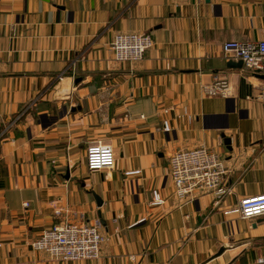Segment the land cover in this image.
I'll list each match as a JSON object with an SVG mask.
<instances>
[{
	"label": "crops",
	"instance_id": "1",
	"mask_svg": "<svg viewBox=\"0 0 264 264\" xmlns=\"http://www.w3.org/2000/svg\"><path fill=\"white\" fill-rule=\"evenodd\" d=\"M263 31L264 0H0V264L264 259V216L237 212L264 195V79L222 50ZM127 32L152 35L144 61H115L114 36ZM218 80L232 97L209 95ZM98 142L113 147L114 169L88 171ZM200 146L228 168L218 206L216 193L176 197L170 158ZM97 219L99 260L32 247L47 229Z\"/></svg>",
	"mask_w": 264,
	"mask_h": 264
},
{
	"label": "built area",
	"instance_id": "2",
	"mask_svg": "<svg viewBox=\"0 0 264 264\" xmlns=\"http://www.w3.org/2000/svg\"><path fill=\"white\" fill-rule=\"evenodd\" d=\"M154 46L151 34L136 32L118 33L114 36L112 50L117 63H139ZM226 59H236L251 75L264 74V31L258 42L228 41L222 46ZM229 82L218 80L208 91L210 96L232 97ZM22 117L19 116L17 120ZM170 130L167 123L164 131ZM116 156L111 145L94 143L86 151V167L90 172L112 170ZM138 173V172H136ZM228 168L221 157L211 148L200 146L191 150H181L170 158V175L174 183L176 197L181 203L192 201L200 194H217L216 206L220 205L228 190L225 177ZM165 203L158 191L153 193L152 206ZM240 218L252 220L264 216V195L244 198L238 207ZM138 221L135 225L144 222ZM103 222H67L45 230L32 243L35 251L46 253L60 262H80L99 260L102 247L107 241L103 233ZM258 264H264L259 259Z\"/></svg>",
	"mask_w": 264,
	"mask_h": 264
},
{
	"label": "water",
	"instance_id": "3",
	"mask_svg": "<svg viewBox=\"0 0 264 264\" xmlns=\"http://www.w3.org/2000/svg\"><path fill=\"white\" fill-rule=\"evenodd\" d=\"M228 66L229 67H232V68H239V67H242L243 66V63L240 61V62H238V63H235V62H230L229 64H228ZM259 78H262V79H264V76L263 75H257ZM228 143H230V141H228ZM95 198H96V201H97V203H98V206L99 207H101L102 206V201H101V199L99 198V197H97L96 195H95ZM224 251H225V249L224 248H222L220 251H219V253L213 258V259H215V258H217V257H219V256H221L223 253H224Z\"/></svg>",
	"mask_w": 264,
	"mask_h": 264
}]
</instances>
